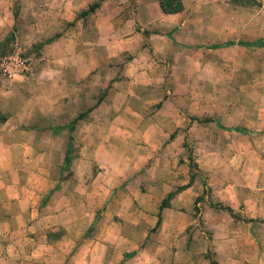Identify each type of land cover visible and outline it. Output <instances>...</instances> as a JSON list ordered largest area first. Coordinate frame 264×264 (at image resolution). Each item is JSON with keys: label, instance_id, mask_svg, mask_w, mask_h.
I'll return each instance as SVG.
<instances>
[{"label": "crops", "instance_id": "0c3cea01", "mask_svg": "<svg viewBox=\"0 0 264 264\" xmlns=\"http://www.w3.org/2000/svg\"><path fill=\"white\" fill-rule=\"evenodd\" d=\"M94 1L54 0V19L71 21ZM177 1L178 10L164 12L160 0H102L94 16L115 31L123 23L127 42L139 30L181 47L220 31L207 14L216 0ZM21 3L22 31L44 32L48 11L34 6L46 1ZM11 7L12 0H0V41L14 26ZM26 86L0 80V264H264V185L253 176L231 180L222 168L193 175L185 163L178 175V161L156 160L157 173L134 180L147 181L141 190L123 184V167L98 160L95 145L62 176L66 143L51 137L45 112L27 111ZM114 117L106 125L119 135L122 116ZM153 119L146 117L141 133L153 132L156 143L180 133Z\"/></svg>", "mask_w": 264, "mask_h": 264}, {"label": "rangeland", "instance_id": "374dc122", "mask_svg": "<svg viewBox=\"0 0 264 264\" xmlns=\"http://www.w3.org/2000/svg\"><path fill=\"white\" fill-rule=\"evenodd\" d=\"M45 1L34 6L48 11L45 31L32 35L22 31L21 0H12L14 26L0 41V80H26L27 111L45 112L51 137L66 143L62 176L95 145L98 160L123 167V184L141 190L146 180L135 183L137 176H151L160 168L156 160L171 159L178 175L185 163L193 175L222 168L231 180L253 176L264 185V1L216 0L207 14H215L220 31L181 47L139 30L127 42L123 23L115 31L94 16L102 0L71 21L55 20L54 0ZM115 115L122 116L119 135L106 125L118 121ZM146 117L170 121L180 133L158 144L153 132L141 133ZM95 163L92 173L99 170Z\"/></svg>", "mask_w": 264, "mask_h": 264}, {"label": "trees", "instance_id": "16d2710c", "mask_svg": "<svg viewBox=\"0 0 264 264\" xmlns=\"http://www.w3.org/2000/svg\"><path fill=\"white\" fill-rule=\"evenodd\" d=\"M159 4H160V8L164 12H173V11H176L179 9V3L177 0H160ZM96 6H97V4L91 5L88 8L87 12H92ZM229 44H231V43L227 42L225 45H229ZM235 130L238 132H243V129L236 128ZM203 187L205 189V183L204 182H203ZM219 208L225 209L229 212L228 208H224V207H219ZM211 264H215V263L213 261H211Z\"/></svg>", "mask_w": 264, "mask_h": 264}, {"label": "built area", "instance_id": "2783aa9c", "mask_svg": "<svg viewBox=\"0 0 264 264\" xmlns=\"http://www.w3.org/2000/svg\"><path fill=\"white\" fill-rule=\"evenodd\" d=\"M262 1H264V0H262Z\"/></svg>", "mask_w": 264, "mask_h": 264}]
</instances>
